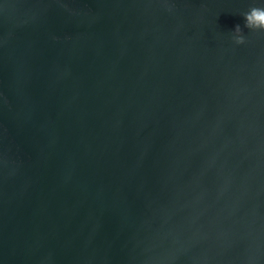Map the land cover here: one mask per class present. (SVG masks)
<instances>
[{"label": "water", "instance_id": "water-1", "mask_svg": "<svg viewBox=\"0 0 264 264\" xmlns=\"http://www.w3.org/2000/svg\"><path fill=\"white\" fill-rule=\"evenodd\" d=\"M253 7L0 0V264H264Z\"/></svg>", "mask_w": 264, "mask_h": 264}, {"label": "clouds", "instance_id": "clouds-1", "mask_svg": "<svg viewBox=\"0 0 264 264\" xmlns=\"http://www.w3.org/2000/svg\"><path fill=\"white\" fill-rule=\"evenodd\" d=\"M246 27L250 31L264 32V7H253L244 13ZM231 41L237 46L247 43V38L243 34L240 26L237 24L230 35Z\"/></svg>", "mask_w": 264, "mask_h": 264}]
</instances>
